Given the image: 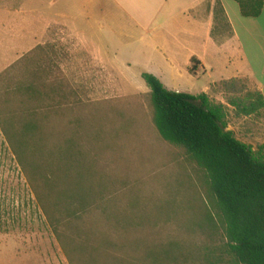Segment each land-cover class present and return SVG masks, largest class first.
<instances>
[{
    "label": "rangeland",
    "instance_id": "374dc122",
    "mask_svg": "<svg viewBox=\"0 0 264 264\" xmlns=\"http://www.w3.org/2000/svg\"><path fill=\"white\" fill-rule=\"evenodd\" d=\"M2 1L0 9H14ZM46 12L57 17L48 25L43 49L32 53L35 48L19 61L26 58L30 74L42 69L49 81L62 82L68 99L61 102L69 105L48 116L46 131L58 137V144L75 135L83 154L80 162L90 169L87 181L96 189L93 194H104L101 205L69 229L87 247L76 254L75 264H240L220 220L213 217L203 172L182 149L160 137L150 91L133 76L138 71L104 67L58 26V3L48 1ZM12 74L9 84H0V114L19 111L4 104L7 90L21 81L23 71L16 67ZM184 82L191 89L203 79ZM257 92L255 82L244 78L216 85L209 99L224 106L226 131L264 156V110L244 114ZM80 230L86 232L80 235ZM0 264H70L1 128Z\"/></svg>",
    "mask_w": 264,
    "mask_h": 264
},
{
    "label": "trees",
    "instance_id": "16d2710c",
    "mask_svg": "<svg viewBox=\"0 0 264 264\" xmlns=\"http://www.w3.org/2000/svg\"><path fill=\"white\" fill-rule=\"evenodd\" d=\"M234 1L243 17L262 15L264 0ZM214 12L212 38L222 44L234 33L220 1ZM42 49L39 45L32 53ZM25 62L26 58L0 74V84L5 85L14 79L11 77L16 67L23 71L21 81L7 90L4 102L6 106H17L19 111L11 109L0 114V128L30 194L42 209L69 263L75 264L76 254L87 247L86 242L69 234V229L81 216L101 205L104 194H93L96 189L87 181L90 169L80 162L83 154L75 135L70 134L58 144V137L46 131L48 116L69 105L61 102L68 99L65 87L59 79L58 85L49 81L42 69L30 74V65ZM142 77L150 89L153 123L160 137L182 149L206 177L209 199L216 211L213 217L220 220L231 252L240 264H264V156L255 155L249 146L226 131L223 105H213L205 94L168 91L152 75ZM228 104L236 106L233 101ZM261 110L264 96L257 92L249 97L244 114L251 116Z\"/></svg>",
    "mask_w": 264,
    "mask_h": 264
},
{
    "label": "crops",
    "instance_id": "0c3cea01",
    "mask_svg": "<svg viewBox=\"0 0 264 264\" xmlns=\"http://www.w3.org/2000/svg\"><path fill=\"white\" fill-rule=\"evenodd\" d=\"M48 1L8 0L14 9H0V74L45 42L57 17H48ZM217 1L234 33L222 44L212 38ZM54 2L58 26L104 67L136 69L133 76L148 91L144 74L168 91L209 98L220 83L250 78L264 96V8L259 18H245L234 0ZM189 77L203 82L188 89L184 80Z\"/></svg>",
    "mask_w": 264,
    "mask_h": 264
}]
</instances>
